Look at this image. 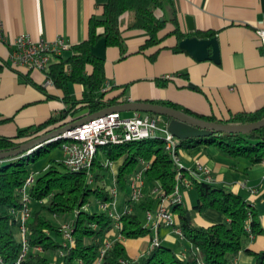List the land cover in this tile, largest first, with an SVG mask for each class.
Listing matches in <instances>:
<instances>
[{"label": "trees", "instance_id": "1", "mask_svg": "<svg viewBox=\"0 0 264 264\" xmlns=\"http://www.w3.org/2000/svg\"><path fill=\"white\" fill-rule=\"evenodd\" d=\"M158 11H165L168 16H158ZM124 15H129L127 29H140L147 34L145 43L139 48L140 52L163 41L164 38L159 37V32L165 28L167 22L172 25L167 36L176 38V51H183L178 43L186 37L214 36V32L208 30L182 33L173 0H107L102 6V18L92 16L88 20L85 39L68 48L71 55L66 59L56 56L45 73L53 86L62 91L67 108L56 118L51 117L40 124L17 130L12 137L0 136V151L17 148L24 141L62 121L68 113L73 115L85 110L92 114L125 101L121 97L122 93L109 97V91H103L104 60L91 52L92 46L102 37L106 47H116L121 55L124 54L121 29ZM156 53L150 57H154ZM87 66L91 68L88 74ZM156 83L163 86L166 80H157ZM69 84H79L82 87L79 99L70 97ZM146 102L166 105L192 116L220 123L248 124L264 118V105L253 112H239L232 114L227 120H221L195 114L170 101ZM58 142H50L33 150L29 155L0 161L1 264H54V257L60 259V264H95L97 261L98 264H198L200 261L202 264H232V258L240 251L253 257L252 264H264V250L255 253L243 247V241L247 237L264 235L252 206L225 187L197 180H192V186L197 193L194 208L198 212L214 209L224 216L225 221L207 227L195 226L187 219L188 210L182 203L174 206L173 212L176 214L183 240L192 245L185 257L159 243L150 244L141 255L131 258L122 241L115 239L100 258L99 250L108 243L105 242V235L113 228L110 217L99 208V204L112 201L104 184L108 169L104 162L122 158L115 174V182L117 188L125 193H128L127 178L144 161L149 163L145 171L147 182L151 187L158 185L165 194H170L175 184V164L165 151V143L161 137L102 146L97 149L89 170L69 171L61 161L51 164L36 177L34 185L29 189V204H25L21 200L19 189L29 173L27 163L39 156L46 146L52 147ZM197 145L216 146L229 158H242L249 165H255L264 160V127L248 133H215L202 139L179 140L178 147L187 149ZM153 202V199L146 196L137 203L136 208L144 212L151 208ZM30 204H34L31 209ZM133 205L135 204L131 206ZM24 208L29 210L25 222L27 250L19 260L22 243L14 232L19 226L15 213ZM55 217L61 218L70 226L73 244L63 239L62 225ZM119 222L120 229L117 233L122 240L146 236L150 241L153 239L152 230L142 224L134 211L120 214Z\"/></svg>", "mask_w": 264, "mask_h": 264}, {"label": "crops", "instance_id": "2", "mask_svg": "<svg viewBox=\"0 0 264 264\" xmlns=\"http://www.w3.org/2000/svg\"><path fill=\"white\" fill-rule=\"evenodd\" d=\"M106 2L107 0H0V136L12 137L17 130L40 124L51 117L56 118L67 108L62 91L53 84L44 85L46 76L43 72L12 66L10 55L13 39L21 34L35 42H53L60 38L70 47L85 39L90 17L102 18V6ZM173 2L182 33L191 32L187 31V16L192 19L194 31L214 32L213 37L216 38L219 49L218 63L196 61L185 51H176V38L167 36L172 29L169 22L159 32L163 41L140 52L139 48L145 43L147 34L140 29H127L129 15H124L121 27L124 54L121 55L116 47H106L102 37L91 48L96 57L104 60L103 91H109L107 96L122 93L124 102L170 101L195 114L221 120H227L232 114L253 112L262 107L264 39L259 38L255 30L264 24V0ZM157 15L168 16L165 11H158ZM155 52L154 57H150ZM70 55L71 52L66 49L59 56L66 59ZM90 71L91 68L87 66V74ZM157 80H166V83L160 86L156 83ZM68 93L72 99H79L82 87L79 84H69ZM87 115L89 114L85 110L73 115L68 113L62 121L47 130ZM178 157L185 168H193L195 162L207 166L212 183L229 189L250 204L264 230L262 162L249 165L245 159L229 158L213 145L179 149ZM112 162L111 178L115 176L122 158ZM29 171L35 172L33 168ZM150 188L151 185L145 178L143 193H148ZM180 190L182 206L188 210L193 225L207 227L225 221L224 216L214 209L198 212L194 208L197 193L193 186ZM33 206L34 204H30V209ZM133 207L134 205L132 211H135L136 207ZM154 207L155 202L150 209ZM176 236L171 228L160 226L153 237L163 245L175 243V253L179 256L187 255L192 245ZM115 239L122 241L131 258L141 255L151 244L148 236L122 240L112 228L106 233L105 242L111 243ZM243 247L255 253L264 250V235L247 237L243 241ZM252 261L253 257L244 251L232 258V264H252ZM53 262L60 264V259L54 257Z\"/></svg>", "mask_w": 264, "mask_h": 264}, {"label": "built area", "instance_id": "3", "mask_svg": "<svg viewBox=\"0 0 264 264\" xmlns=\"http://www.w3.org/2000/svg\"><path fill=\"white\" fill-rule=\"evenodd\" d=\"M255 33L259 38L264 39V24L257 28ZM1 39L2 36L0 33V40ZM11 44L12 51L10 61L13 67L35 69L44 74L55 57L59 56L63 50L69 48V45L60 38L53 42L43 40L35 42L24 34L15 37ZM44 85H52L51 79L46 77ZM157 130L162 131V134H158ZM156 137H161L164 140L165 151L175 164V184L170 194H165L158 185L151 187L148 193H146L147 196L152 198L155 202L154 209L145 211L147 220L146 227H149L152 231H157L160 226L169 227L179 239H183V234L173 212V207L182 203L180 189L190 188L192 186V180L212 183L213 179L210 174V169L199 162H195L193 168L184 167L178 157L179 140L168 133L166 126L163 130L158 129L155 116L149 113L133 112L129 117H122L120 112H112L73 127L59 135L54 141H66L62 146V165L69 171L78 172L91 168L99 147L118 145L125 142H136ZM32 152L33 150H29L22 156L29 155ZM261 162L264 165V160ZM112 164L113 162L109 160L104 162V165L108 168H111ZM148 167L149 163L141 161V167L127 178L128 194L126 200L129 203L126 202L125 208L121 214L131 212V205L137 204L145 197L146 194L143 193V187L146 178L145 171ZM37 176V173L34 171H29L23 185L19 189L21 200L25 204L29 203V189L34 185ZM107 191L112 197V201L110 203L99 204V208L110 217L113 228L118 232L120 229V214L114 211V200L117 196L115 176L112 177V185L107 188ZM15 216L19 222L18 231L22 243L20 260L27 250L25 222L29 216L28 208L16 212ZM61 229L63 239L73 244L70 226L64 224L61 226ZM247 231H249L248 228ZM118 237L120 238L119 234ZM151 244L159 245V240L153 237ZM109 246L110 243H105L104 247L99 250L100 258L105 249ZM37 249L39 250V248ZM193 249L195 251L197 250V248ZM60 255L62 256V253H60ZM181 257L185 256L183 255ZM95 264H98V261ZM198 264H202V262L200 261Z\"/></svg>", "mask_w": 264, "mask_h": 264}, {"label": "water", "instance_id": "4", "mask_svg": "<svg viewBox=\"0 0 264 264\" xmlns=\"http://www.w3.org/2000/svg\"><path fill=\"white\" fill-rule=\"evenodd\" d=\"M188 32L194 31L191 17H186ZM178 47L188 53L196 61H212L218 63L219 49L215 37L197 38L186 37L179 41ZM142 112L165 117V126L168 133L178 140L202 139L215 133H248L264 127V118L248 124H228L204 120L182 110L162 104L146 101H127L114 106L106 107L98 112L89 114L77 121L53 127L37 136L21 143L17 148L8 151H0V161L18 157L29 150H36L44 145L53 142L59 135L71 128L88 122L94 118L102 117L112 112ZM188 220L189 213L186 214Z\"/></svg>", "mask_w": 264, "mask_h": 264}, {"label": "rangeland", "instance_id": "5", "mask_svg": "<svg viewBox=\"0 0 264 264\" xmlns=\"http://www.w3.org/2000/svg\"><path fill=\"white\" fill-rule=\"evenodd\" d=\"M120 114L122 117H129L130 115L133 114V112H130V111L129 112H120ZM164 121H165V117L156 116V126L158 129H161V130L164 129V127H165ZM157 133L162 134V131L157 130ZM65 142L66 141L61 140L55 146H52V147L46 146L45 150H43L39 156L35 157V159L33 161H29L27 163V168L29 170H31L33 168V170H35V173H37V175H39L41 172H43L45 169H47L51 164H54L57 161H61L63 158L62 146L64 145ZM31 158H32V156H31ZM111 173H112L111 168H108L107 171L105 172L104 184L106 185L107 188L110 187V185H112ZM192 193L194 194L193 190H192ZM127 194L128 193L122 192L117 188V196L114 200V203H115V210L114 211L117 214H121L122 211L124 210L125 205H126ZM134 206L136 207V205H134ZM134 212L136 213V215L138 216V218L140 219L142 224H147V220H146V217H145V214L143 211L136 208ZM55 219L59 224H61V225L65 224V221L61 220V218L55 217ZM14 232L16 233V236L19 238L20 236H19V231L17 228L14 230ZM162 233H163V231H162ZM155 234H156V231L153 230V236ZM164 245L168 246L172 249H175L177 247V245L175 243H169V244L164 243Z\"/></svg>", "mask_w": 264, "mask_h": 264}]
</instances>
